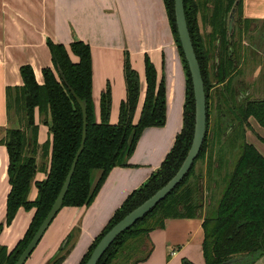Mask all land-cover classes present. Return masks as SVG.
<instances>
[{"label":"trees","instance_id":"1","mask_svg":"<svg viewBox=\"0 0 264 264\" xmlns=\"http://www.w3.org/2000/svg\"><path fill=\"white\" fill-rule=\"evenodd\" d=\"M163 1L185 72L182 127L159 167L114 210L78 264L86 262L98 240L113 224L176 172L191 144L194 125L192 82L178 38L174 0ZM234 2L183 0L206 95L205 136L183 179L146 214L120 232L96 264H136L146 259L153 248L149 233L162 227L167 217L203 218L202 253L205 264H226L236 256L245 259L243 264H253L264 254V154L245 138V128L250 126L249 117H253L264 130V97L236 99L234 80L236 75L243 73L242 66L247 63L249 55L242 46V33L254 19L241 18L242 0H239L234 30L229 34L227 19ZM47 46L52 65L42 67L43 81H36L30 64H22L19 72L23 83L6 87V111L12 126L4 129L0 143L6 146L8 154L10 187L0 232L12 221L19 207L34 208V212L23 235L12 248L0 244V264H13L26 247L57 196L80 145L82 111L72 90L86 105V138L62 206L89 204L111 168L128 165V158L142 130L165 123V84L162 78L157 81L155 65L147 54L143 58L145 95L138 119L134 121L140 80L128 51H124L122 69L126 95L119 105L118 120L112 123L109 120V83L100 94L99 118L95 116L89 44L75 38L66 46L48 38ZM71 55H75L77 60H73ZM255 58V65L262 63L259 53ZM211 98L217 99L218 110L209 127L208 104ZM224 111L237 121L228 133L225 132ZM36 115L47 125L50 136L41 144L37 141ZM204 154L208 164L204 170L200 168L195 172V162ZM37 155L40 161H37ZM96 169L99 170L97 177L94 176ZM39 170H43L45 176L34 180ZM33 180L37 193L34 199H29ZM71 236V233L67 235L65 243L47 264H59L69 250Z\"/></svg>","mask_w":264,"mask_h":264},{"label":"crops","instance_id":"2","mask_svg":"<svg viewBox=\"0 0 264 264\" xmlns=\"http://www.w3.org/2000/svg\"><path fill=\"white\" fill-rule=\"evenodd\" d=\"M240 16L254 19L253 28L247 34L243 31L246 43L247 35L254 34L259 29L257 26L264 23V0H242ZM48 38L66 46L75 38L89 44L97 119L100 94L109 83V120L112 123L118 120L119 105L126 95L122 69L125 50L140 80L134 121L140 114L146 89L145 54L155 65L157 81L162 78L165 84V123L142 130L128 165L112 167L89 204L62 206L23 263L47 264L71 233L69 250L59 264H78L114 210L159 167L171 148L183 123L186 79L163 0H0V137L6 127L12 126L6 111V87L23 83L19 72L22 64H30L36 81H43L42 67L52 65ZM71 58L77 60L75 55ZM37 121V141L41 144L50 136L47 125ZM37 161H40L38 155ZM7 163L6 146L0 143V221L5 218L10 187ZM44 176L45 172L39 170L34 180ZM34 180L29 199H34L37 193ZM33 212L34 208L19 207L12 221L1 230L0 244L12 248L23 235ZM202 220L201 216L167 217L162 227L149 233L153 243L150 255L136 264H205ZM244 260L236 256L226 264H243ZM253 264H264V254Z\"/></svg>","mask_w":264,"mask_h":264},{"label":"water","instance_id":"3","mask_svg":"<svg viewBox=\"0 0 264 264\" xmlns=\"http://www.w3.org/2000/svg\"><path fill=\"white\" fill-rule=\"evenodd\" d=\"M239 0H235L233 6L228 13L227 19V31L231 34L234 30V19L236 12V4ZM174 15L176 28L178 33V38L180 46L182 48L184 57L186 59L188 70L191 77L193 96H194V125H193V135L189 149L176 172L156 191H154L149 197L143 200L140 204L131 209L126 213L121 219H119L115 224H113L98 240L94 248L92 249L88 259L84 264H96L102 254L105 252L107 247L115 239V237L122 232L124 229L133 224L136 220L146 214L151 208H153L161 199H163L188 173L190 170L194 159L197 157L200 147L202 145L205 132H206V95L204 91V83L200 70V66L194 51L190 33L188 30L183 0H174ZM72 93L80 105L82 111L83 128L82 137L80 145L74 155L71 162L70 168L65 176V179L60 187V190L55 197L50 209L46 213L45 217L42 219L35 233L33 234L30 241L27 243L26 247L22 250L18 258L13 264H23L30 253L35 248L36 244L43 235L45 229L57 213V211L62 207L63 197L68 188L70 178L72 176L76 161L79 154L81 153L84 142L86 138V105L83 100H81L72 90Z\"/></svg>","mask_w":264,"mask_h":264},{"label":"rangeland","instance_id":"4","mask_svg":"<svg viewBox=\"0 0 264 264\" xmlns=\"http://www.w3.org/2000/svg\"><path fill=\"white\" fill-rule=\"evenodd\" d=\"M234 22H235V19H234ZM260 25H261V23L257 27H259ZM201 28L203 29L202 25H201ZM263 28L264 27L261 25V29H263ZM253 35L255 36V40H254L255 43L258 40H262V42H263L262 44L264 46V35L262 36L260 34L262 39H259V31H256ZM248 40H252V39H248ZM256 48H258V47H256ZM263 51H264V47H263ZM256 66L257 65H255V60L251 59V58L247 60V63L244 66H242V70L244 72L243 76L247 80L248 84L251 85V86H255L256 83H262V80H263V77H264V61H262V63H260V73H259L260 75H259V77L256 76V71H257ZM250 92L252 94H254V96H252V97H257L258 95L261 96V97L264 96V93L262 94L259 91V89L258 90L254 89V91L252 90ZM217 103H218L217 99L216 100L214 98L210 99L209 127H211L210 124H212L213 119L217 116V110H218ZM229 106L231 107V105H229ZM36 120H38V115H36ZM249 123H250V126H248V127L246 126V128H245V138H247V140L250 141V142L251 141L254 142L255 145H257V148L264 154V141H263V139H264V130L260 129V127L256 124L255 120L253 118H251V117L249 118ZM229 125L230 124L227 125V128L225 130V132H227V133L230 132L232 127H233L231 125V128H228ZM207 164H208V161L206 159V155L204 154V156L202 158H199L195 162V169H194L195 172H198L200 170V168H203V170H204V168H205V166H207ZM98 174H99V170L96 169L94 171V176L96 177ZM207 186H208V184H207ZM207 196H208V192H207Z\"/></svg>","mask_w":264,"mask_h":264},{"label":"flooded vegetation","instance_id":"5","mask_svg":"<svg viewBox=\"0 0 264 264\" xmlns=\"http://www.w3.org/2000/svg\"><path fill=\"white\" fill-rule=\"evenodd\" d=\"M235 24V23H234ZM263 27H264V23L261 24ZM261 25L259 26V29L257 31H259V39H262V37L260 36V34L263 36L264 35V28L261 29ZM253 27V23H250V26L248 29H251ZM248 29L245 31V34H247L246 32L248 31ZM247 40H246V43L243 41V33H242V46H243V49H246L248 52H249V55H248V59H256L255 57L257 56V53H259L261 55V59L262 61H264V51H263V42L262 40H258L256 43H255V36L253 34H248L247 35ZM248 39H252V40H248ZM250 41V42H249ZM255 45V46H254ZM259 45V46H258ZM258 47V48H256ZM256 61V60H255ZM258 69V73L256 74V76L259 77V73H260V64H258L256 66V69ZM244 72L242 74H238L236 75V78L234 80V83L236 85V89H237V92H236V99L238 101H241V100H244L246 97H251V98H259L261 96H257V97H252L254 96V94H252L250 91H254V89L258 90L263 94L264 93V77H263V80H262V83H256L255 86H251L248 84L247 80L244 78ZM256 80V79H255ZM252 94V95H251ZM264 97V96H263ZM208 106L210 107V102L208 104ZM250 118V117H249ZM249 118H248V121H249ZM253 118V117H251ZM254 119V118H253ZM255 120V119H254ZM223 121L225 122L226 125L230 124L228 128H231V125H234L236 124V120L232 119L231 117H229L226 113V111H224V115H223ZM256 124L260 127V129H262V127L257 123V121L255 120ZM232 123V124H231ZM263 130V129H262ZM247 139V138H246ZM248 141V140H247ZM250 142V141H249ZM251 143H253L251 141ZM254 144V143H253ZM255 145V144H254ZM256 146V145H255ZM257 147V146H256ZM261 152V151H260ZM262 153V152H261Z\"/></svg>","mask_w":264,"mask_h":264}]
</instances>
